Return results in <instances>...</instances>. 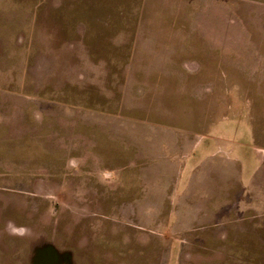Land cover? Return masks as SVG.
Instances as JSON below:
<instances>
[{
    "label": "rangeland",
    "instance_id": "374dc122",
    "mask_svg": "<svg viewBox=\"0 0 264 264\" xmlns=\"http://www.w3.org/2000/svg\"><path fill=\"white\" fill-rule=\"evenodd\" d=\"M0 264H264V0H0Z\"/></svg>",
    "mask_w": 264,
    "mask_h": 264
}]
</instances>
